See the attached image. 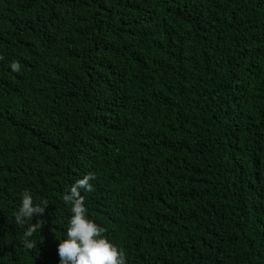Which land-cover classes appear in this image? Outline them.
Instances as JSON below:
<instances>
[{
    "label": "trees",
    "instance_id": "1",
    "mask_svg": "<svg viewBox=\"0 0 264 264\" xmlns=\"http://www.w3.org/2000/svg\"><path fill=\"white\" fill-rule=\"evenodd\" d=\"M87 173L126 264H264V0H0V264H59Z\"/></svg>",
    "mask_w": 264,
    "mask_h": 264
},
{
    "label": "clouds",
    "instance_id": "2",
    "mask_svg": "<svg viewBox=\"0 0 264 264\" xmlns=\"http://www.w3.org/2000/svg\"><path fill=\"white\" fill-rule=\"evenodd\" d=\"M13 72H19L20 64H10ZM95 180L93 173H87L77 179L63 195V201L70 205V218L64 238L58 240L57 254L59 264H126V256L122 249L110 242L104 235V229L87 216V208L82 192H92ZM46 205L34 203L29 191L21 194L18 210L14 214L17 225H27L23 234L25 248L32 249L36 243L30 238L41 230ZM36 217V223H32ZM31 222V223H29Z\"/></svg>",
    "mask_w": 264,
    "mask_h": 264
}]
</instances>
